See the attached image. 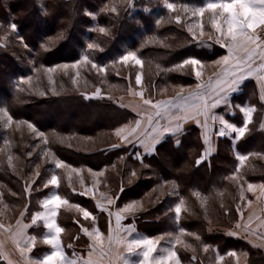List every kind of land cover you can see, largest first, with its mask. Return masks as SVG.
<instances>
[{
    "label": "crops",
    "instance_id": "0c3cea01",
    "mask_svg": "<svg viewBox=\"0 0 264 264\" xmlns=\"http://www.w3.org/2000/svg\"><path fill=\"white\" fill-rule=\"evenodd\" d=\"M129 1L135 2L136 0ZM162 1L195 7L199 16L197 36L193 30H190L187 23L181 24L182 27L179 29L189 37L186 45L191 47V52L163 68V71L160 70L165 75H176L178 80L158 86L156 96H149L146 92L144 75L141 70L144 60L140 54L128 47L122 55L120 54L118 62H122L126 71L123 74H117V77L125 83L126 90L111 96L107 95L106 98L132 111L134 117L114 128L113 146L126 148L127 155L130 154L133 160L141 162L143 157L155 152L156 146L161 141L170 137L177 143L181 135L193 129L200 136L202 145L196 162L209 161L216 152L218 140L228 139L237 161L230 179L237 176L242 179L237 173L240 163H245L251 156L264 157V44L259 43L260 47L250 46L253 49L251 60H247L243 51L235 53L237 58H243L247 62L242 63L243 71L238 73L241 83L234 89H229L225 81L233 78L230 73L237 71V61L232 59L228 66L217 63L223 56L229 54L230 41L222 39L214 27L216 24L226 28L220 10L213 11L206 7L209 2H217V0ZM201 9H203V15L199 14ZM178 21L182 20L178 19ZM154 47L175 49L177 46L157 45ZM130 54H134L141 63L137 64L135 59L127 61L123 59L124 56ZM191 59H196L199 63H185ZM197 72L201 74L199 77L196 75ZM138 75L141 77L139 84L136 82ZM197 85L201 87L198 88ZM98 95L95 94V96ZM144 100H150L152 103L146 105ZM217 100L220 103L216 108H211L210 105ZM168 101L178 107L169 106L166 111L163 110V103ZM205 101L209 105L206 114ZM157 104L161 105L160 109L155 107ZM158 111L160 115H156ZM245 125L246 130L243 137H239L236 132L232 131V127L241 128ZM221 131L225 133L223 136L219 134ZM254 132L261 135L256 142L261 147L258 150L238 148L240 141ZM124 156L125 154L118 158V162H122V165L125 161ZM57 159L59 160L57 165L61 167L60 161L62 160L58 157ZM64 163L70 166L71 170L63 175L57 169L52 172V176L57 177V185L53 186L49 183L51 176L47 181V188L43 185L42 188L45 189H37L43 192L37 199V207L34 210L27 213L26 202L18 218L13 221L0 220V264H42L43 257L54 250L62 252L63 264H89V261L92 264H140L143 260L142 254L136 250L131 253L127 249L119 250L118 242H126L129 237L134 240L135 235L141 237L140 231L129 218L145 208L142 206L143 202L141 201L140 204L139 199H131L117 205L113 192L102 187V180L107 171L105 167L93 169L85 165L74 166ZM94 173L99 174L97 182L92 180ZM261 174L263 175L264 172ZM261 174H259L260 177ZM37 176L38 172L35 178ZM130 176L135 177L133 171ZM252 176L258 177L257 174ZM245 183L246 185L240 184L241 197L247 191L250 192L252 200L247 205L248 209L245 207L247 211L244 214L239 208L238 220L235 226L227 232L231 236H241L264 251V180L257 178L256 180H245ZM249 185H252L251 189ZM24 188L27 199L30 194L37 192L27 184ZM152 191L157 192L158 199L164 196L170 197L168 209L174 211L176 224L179 223L180 216L185 211H189L186 197L179 195L177 186L172 180L157 182ZM191 193L199 201L200 192L195 190ZM53 195H59L62 201H67L55 208V217L51 216L54 206L44 207L45 200ZM77 197L87 199L89 203H92L95 212ZM130 204L134 205L133 209L125 211ZM178 206L181 208L179 215L175 212ZM85 211L90 214L87 219L84 217ZM100 211L106 212L104 223L94 218V214ZM53 220L58 227L62 228V232L56 236L55 240V243L59 245L58 249H54L51 244L45 242L54 235V232L46 227ZM97 235L100 237L99 240L96 238ZM109 242L115 245L110 247ZM156 250H158L157 247ZM167 252H155L151 259L155 261L162 256L168 257L171 252ZM212 255L217 258L218 263L216 264H221L220 259L228 257L231 258L232 264H248V253L242 249H231L228 253H212ZM164 264L185 263L176 253L175 257L166 259Z\"/></svg>",
    "mask_w": 264,
    "mask_h": 264
},
{
    "label": "trees",
    "instance_id": "16d2710c",
    "mask_svg": "<svg viewBox=\"0 0 264 264\" xmlns=\"http://www.w3.org/2000/svg\"><path fill=\"white\" fill-rule=\"evenodd\" d=\"M104 2L42 0V10L37 0H0V22L6 24L11 21L16 25L18 36L32 52L34 64L52 65L79 57V52L85 47V28L91 25L85 10L97 13V24L101 25L106 21L101 11ZM164 13L161 11V15ZM139 19L143 29L124 16L115 19L112 37L98 42L101 48L90 51V58L97 63L114 60L126 47L135 48L144 34L155 30L166 42L177 44V47L165 49L144 46L139 54L146 62L166 68L191 52V47L186 45L189 37L179 27L167 25L157 28L150 13L141 14ZM58 34L59 38L52 47L46 50L42 48V40ZM23 54L18 48L0 47V107H6L12 118L30 121L39 131L48 133V147L64 162L93 169L105 167L107 172L104 180L118 204L139 198L147 202L143 210L129 218L138 230L152 236L171 228L172 216L168 209L171 199L169 196L158 199L157 192L152 191V188L161 180H172L179 195L191 203L190 212L183 213L180 225L187 230H195L204 243L214 244L220 252L242 249L248 253V264H264V251L260 247L227 232L235 226L239 215L237 198L227 180L236 163L228 139L218 140L216 152L209 161L197 163L202 145L197 131L192 129L181 135L177 143L170 137L161 141L155 152L143 157L141 162L133 160L130 154H126V148L113 146L114 128L131 120L134 117L132 111L114 100L88 97L72 91L44 96L17 93L11 80L25 74V64L18 59ZM176 80V75H164L163 78L161 71L144 73V84L149 96L157 95L158 86ZM77 138L84 139L75 141ZM259 138V133H250L240 141L238 148L258 150L261 147L256 144ZM123 154L127 155L126 165L120 167L118 158ZM142 163L147 167L140 168ZM7 170L5 177L0 175V180L15 193L4 192L6 202L11 203L12 212L17 210L15 214L27 202V213L31 212L37 207V203L31 199L32 194L27 199L18 177ZM132 171L134 178L130 176ZM258 178L264 180V174L261 177L258 175ZM195 190L205 196L207 208H202L193 197L191 192ZM78 200L85 202L82 198ZM209 227L213 231L209 232Z\"/></svg>",
    "mask_w": 264,
    "mask_h": 264
},
{
    "label": "rangeland",
    "instance_id": "374dc122",
    "mask_svg": "<svg viewBox=\"0 0 264 264\" xmlns=\"http://www.w3.org/2000/svg\"><path fill=\"white\" fill-rule=\"evenodd\" d=\"M37 1L40 8L44 10L42 0ZM169 5H171V7H169ZM101 9L106 18L105 23H102L101 25L97 24V13L85 10V14H87L86 16L90 19L91 25L85 28L87 31L83 38L85 47L79 52V57L72 61H61L52 65L34 64V58L31 56L32 52L27 48L24 40L18 36L17 27H12L14 23L11 21L6 24L0 22V47L10 48L11 46L24 52L23 57H19L18 59L25 64V74L11 80L16 92L44 96L46 94L58 95L72 91L84 94L88 97L106 98L107 95L111 96L126 90L125 83H122L117 78V74H123L126 71L122 62H118V58L124 51L120 53L121 55H117L114 60L106 63H97L89 56L90 51H94L95 49L99 50L101 48L98 46V42L103 41L104 38L112 37L113 22L120 16H124L137 27L143 29L142 21L139 19L140 15L150 13L157 28L167 25H175L176 27L181 28L184 23H187L190 30H193L197 36L196 30L198 29L197 22H199V16L197 15L198 12L195 7L182 6L178 3L162 0H151L149 3H140L138 1L131 2L129 0H105ZM161 11H165L162 16H160ZM178 19H181L182 21L179 22ZM101 29H103V31H101ZM58 38L59 34L52 35L42 40L40 44L42 48L46 50L52 47ZM89 45H92V47L89 48ZM157 45L177 46V44L169 43L168 41L166 42L165 38L160 36L155 30L144 34V36L140 38L138 45L135 48L129 49L139 53V50L144 46L154 47ZM141 70L144 75V73L148 74L150 72H153L154 74L155 71L158 73L160 70L163 71V68L157 63H150L144 60ZM162 73L164 78L165 74L164 72ZM95 94L99 95L95 96ZM29 125H31V127H29ZM48 136V133L39 131L32 122L25 119H14L11 117L6 107H0V175L4 176V174H6V169H8L7 171L18 177L21 186L24 187V185L27 184V186H32L33 189L37 191V189L43 190L47 188L46 186L45 188H42V186L48 185L47 181L50 180L52 172H54L55 169H57V171L59 170L62 175L68 173L71 168L62 162L63 160L60 161L61 167L58 168L56 166L59 160L51 148L48 147ZM79 139L82 140L84 138ZM79 139L77 138L75 141H78ZM124 157V160H126V156ZM119 164L121 167L122 162ZM123 165H126L125 161L123 162ZM236 165L237 161L234 170ZM139 167L143 169L146 168L147 165L142 163ZM87 170L89 171V169ZM37 172L38 176L35 178ZM263 172L264 157L251 156V158L246 160L245 163H240L238 166L237 173L242 179L237 178L238 176L236 178L231 177L230 179L231 173L227 176L228 184L232 186L233 195L237 198L236 204L238 205V208L242 210L243 214L247 211V205L252 200V196L250 195V192L246 191L241 197L240 184L242 183L243 185H246L245 180H256L258 177L256 178L252 175H259ZM93 175L92 180L97 182L99 174L94 173ZM103 178L105 179V176ZM104 179L102 180V187L113 192ZM236 179L241 183L236 181ZM4 192L15 193L8 188L6 183L0 180V220L7 219L13 221L18 218L20 212L18 214H15L17 210L12 212L11 203L6 202ZM42 192L43 191H37L33 193L31 196L32 201L37 203V199ZM230 194L231 191H229V195ZM193 197L196 199L195 196ZM159 199H161V197H159ZM198 199L199 201L196 200L202 208L208 207L206 204L207 199L204 195H199ZM84 200L85 202L83 203L87 204L89 208L91 207V209L94 210L93 204L89 203L87 199ZM139 201L141 204L142 199L139 198ZM142 202V206L144 207L147 202ZM188 202V212H190L191 203L190 201ZM117 205H120V203H117ZM171 216L173 223L171 228H167L166 231L152 236L137 229L140 231L141 237L135 235L134 240L146 238L152 239L157 242L156 247L158 250L155 251L156 253H168L167 251L178 253L185 264H216L218 263L217 258L213 257L212 253H228V251H218L214 244L204 243L200 234H197L195 230H187L180 225L179 223L182 215L180 216L178 224L175 222L176 219L174 218L173 210H171ZM94 218L100 220L101 223H104L106 212L100 211L99 213H95ZM102 228L104 229V226H102ZM123 229H125V227H123ZM208 231L211 232L213 229L209 227ZM130 241H132V237H129L126 242H118L119 250H126L127 244ZM108 244L110 247L115 245L111 242ZM119 250L118 253H120ZM135 250L139 253H142L143 251L142 248H137ZM220 263L232 264V261L231 258L228 257L223 260L220 259Z\"/></svg>",
    "mask_w": 264,
    "mask_h": 264
},
{
    "label": "snow or ice",
    "instance_id": "6c2138e0",
    "mask_svg": "<svg viewBox=\"0 0 264 264\" xmlns=\"http://www.w3.org/2000/svg\"><path fill=\"white\" fill-rule=\"evenodd\" d=\"M169 7H171V5H169ZM206 7L207 9L213 11L219 9L221 12V16L225 21L226 28L214 24V27H216L217 31L220 33V37L222 39L230 41V44L228 45L229 54L223 56L222 59L217 63L228 66L232 59H236L237 71L231 72L230 75L233 78L229 81H225V83L228 84L229 89H234L241 83V77L238 74L240 71H243L241 65L242 63L247 62L243 58H237L235 56V53L237 51H243L247 57V60H251L253 49L250 46L256 45L257 47H260V37L256 34V30L258 28H264V0H217V2H209ZM199 14L203 15V9L200 10ZM12 27L15 28L16 25L13 24ZM101 31H103V29H101ZM91 47L92 45H89V48ZM123 59L125 61L129 59H135L137 64L141 63L139 59H136L134 54L124 56ZM185 63L198 64L199 61L196 59H191L189 61H186ZM196 75L197 77H199L201 74L197 72ZM136 82L137 84L141 82V77L139 75L136 77ZM197 87L199 88L201 87V85H197ZM180 98L183 99V97ZM151 103L152 102L150 100H144V104L146 105ZM219 103L220 101L217 100L215 103H212L210 107L216 108ZM169 106L178 107V105L173 104L171 101H168L163 103V110L166 111ZM155 107L160 109L161 105L157 104L155 105ZM208 108L209 105L207 101H205V114L207 113ZM156 115H160V112L158 111ZM137 124H139V122H137ZM29 127H31V125H29ZM245 130L246 125L245 127L241 128L232 127V131L236 132L239 137H243L245 135ZM219 134L223 136L225 133L221 131ZM117 135H119V132H117ZM125 139H127V137H125ZM241 159H243V157H241ZM200 162L201 161H198L197 163ZM57 167H60V165L58 164ZM49 183L53 186L57 185V177L55 175L52 176ZM45 186L47 187V185ZM249 188L251 189L252 185H249ZM61 203H67V201H62L59 195H53L51 196V198L45 200L44 207L48 208L49 205L54 206V208L51 210V216L55 217V208H58ZM133 207L134 205L130 204L125 208V211H131ZM175 212L179 215L181 212V208L179 206L176 207ZM89 215L90 214L87 211L84 212V217L86 219L89 217ZM46 227L49 230L53 231L54 235L51 238L47 239L45 242L51 244L54 249H58L59 245L55 243V240L56 236L60 232H62V228L58 227L54 220L52 223H48ZM96 238L97 240H99V235H97ZM156 243L157 242L152 239L132 240L127 244V250L131 253L137 248L143 249L141 253L143 260L140 262V264H164V261L166 259H171L172 257L176 256L175 252H171L169 253L168 257L162 256L153 261L151 257L152 254L156 251ZM63 261L64 257L62 252L59 250H54L51 252V254L45 255L43 257L42 264H63ZM89 264H92V262L89 261Z\"/></svg>",
    "mask_w": 264,
    "mask_h": 264
},
{
    "label": "built area",
    "instance_id": "2783aa9c",
    "mask_svg": "<svg viewBox=\"0 0 264 264\" xmlns=\"http://www.w3.org/2000/svg\"><path fill=\"white\" fill-rule=\"evenodd\" d=\"M256 34L260 37L259 43L264 44V28H258Z\"/></svg>",
    "mask_w": 264,
    "mask_h": 264
}]
</instances>
